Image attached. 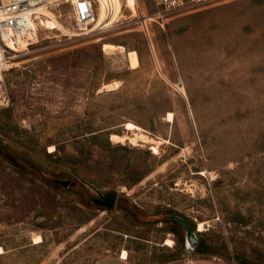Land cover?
<instances>
[{
  "label": "rangeland",
  "instance_id": "1",
  "mask_svg": "<svg viewBox=\"0 0 264 264\" xmlns=\"http://www.w3.org/2000/svg\"><path fill=\"white\" fill-rule=\"evenodd\" d=\"M118 2L109 26L86 29L53 6L69 31L40 16L9 63L0 264H95L123 250L133 264H264V0L160 16L152 0ZM127 122L159 147L113 142L132 134ZM110 195L111 208L94 202ZM172 216L194 230L193 250Z\"/></svg>",
  "mask_w": 264,
  "mask_h": 264
},
{
  "label": "built area",
  "instance_id": "2",
  "mask_svg": "<svg viewBox=\"0 0 264 264\" xmlns=\"http://www.w3.org/2000/svg\"><path fill=\"white\" fill-rule=\"evenodd\" d=\"M222 1L226 0H152V3L160 16ZM59 4L70 6L79 29H86L96 18L97 0H0V104L5 97L3 82L11 59L24 47L33 44L37 37V29L33 26L39 21L37 9Z\"/></svg>",
  "mask_w": 264,
  "mask_h": 264
},
{
  "label": "bare ground",
  "instance_id": "3",
  "mask_svg": "<svg viewBox=\"0 0 264 264\" xmlns=\"http://www.w3.org/2000/svg\"><path fill=\"white\" fill-rule=\"evenodd\" d=\"M97 1H98V5H99L98 6V13H97L96 19H94L96 21V25L102 24L103 27L106 25L107 26L110 25L106 21V18L108 17L107 10L109 7H111V9H112V17H118L119 15H121V7H120V3L118 2V0H97ZM126 4L129 7H135L136 6V0H126ZM37 13L39 14L38 18L40 16H46L45 23H46L47 28L52 29V30H54L56 28H61V29H64L65 31L68 30L61 22H59L57 20L56 15L50 10V8L39 7L37 9ZM95 21H94V24H95ZM36 25H37V23L34 22L33 26L35 27V29H37ZM102 47H103L104 51H111V50H115V49H119L120 51H124L123 46L114 45L112 43H103ZM128 58H129L128 60H129V63H130L132 68H137L139 66V57H138V54L135 50L128 51ZM116 84H117V82L116 83H108L104 87L108 90H111V89L115 88ZM172 120H173V114L171 112H169V114L167 115V121L170 122ZM125 126L129 132H132V134L130 136H128L127 134H124V135L114 134L112 136L113 142L125 143L128 140L132 144H135V145L138 144L139 142H149V143H154V145L157 147H159V145L161 144V141L155 140V139L147 136L140 126H138L132 122H127L125 124ZM154 150H156V148ZM204 228H205V224L203 222H199L198 230L202 231V230H204ZM194 240H195L194 237H193V240L192 239L188 240V246L189 247L193 246ZM34 241H35V243H39L42 241V237L40 235H36L34 237ZM173 244H174V242L171 239H167L165 242V245H168L170 247H172ZM2 253H4V249L2 247H0V254H2ZM122 257H124V258L128 257V252L126 250H124L122 252Z\"/></svg>",
  "mask_w": 264,
  "mask_h": 264
},
{
  "label": "water",
  "instance_id": "4",
  "mask_svg": "<svg viewBox=\"0 0 264 264\" xmlns=\"http://www.w3.org/2000/svg\"><path fill=\"white\" fill-rule=\"evenodd\" d=\"M56 182L58 183H61L63 184L64 186H68V182L66 181H61V180H57ZM115 201H116V196L115 195H112L110 196L109 198H106V199H95L94 202L99 205V206H102V207H107V208H111L114 206L115 204ZM172 219H174L175 221H177L179 224H181L185 229H186V247L188 250H193L194 248V245H195V240H196V234L194 232V230L190 227V225L183 219H180L178 217H174L172 216L171 217ZM193 237H194V243H193V246L192 247H189L188 246V240L189 239H192L193 240Z\"/></svg>",
  "mask_w": 264,
  "mask_h": 264
},
{
  "label": "crops",
  "instance_id": "5",
  "mask_svg": "<svg viewBox=\"0 0 264 264\" xmlns=\"http://www.w3.org/2000/svg\"><path fill=\"white\" fill-rule=\"evenodd\" d=\"M122 252L118 255L103 258L97 261L95 264H133L131 261H129V254L127 258H124L122 257Z\"/></svg>",
  "mask_w": 264,
  "mask_h": 264
},
{
  "label": "flooded vegetation",
  "instance_id": "6",
  "mask_svg": "<svg viewBox=\"0 0 264 264\" xmlns=\"http://www.w3.org/2000/svg\"><path fill=\"white\" fill-rule=\"evenodd\" d=\"M110 196H112V195H110ZM110 196H108V197H105L104 199H106V198H109Z\"/></svg>",
  "mask_w": 264,
  "mask_h": 264
}]
</instances>
